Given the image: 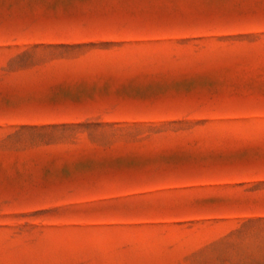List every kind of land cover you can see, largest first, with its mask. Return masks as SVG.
Returning <instances> with one entry per match:
<instances>
[{
	"label": "rangeland",
	"instance_id": "obj_1",
	"mask_svg": "<svg viewBox=\"0 0 264 264\" xmlns=\"http://www.w3.org/2000/svg\"><path fill=\"white\" fill-rule=\"evenodd\" d=\"M0 264H264V0H0Z\"/></svg>",
	"mask_w": 264,
	"mask_h": 264
}]
</instances>
